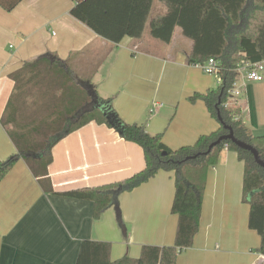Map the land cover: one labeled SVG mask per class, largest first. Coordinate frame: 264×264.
Returning <instances> with one entry per match:
<instances>
[{
	"label": "crops",
	"instance_id": "obj_1",
	"mask_svg": "<svg viewBox=\"0 0 264 264\" xmlns=\"http://www.w3.org/2000/svg\"><path fill=\"white\" fill-rule=\"evenodd\" d=\"M74 6L71 0H23L12 12L0 7L1 160L17 154L2 125L14 88L10 75L41 57L63 61L72 57L81 76H89L96 86L93 107L142 124L152 135L161 134L172 150L193 145L200 136L219 129L204 102L189 100L206 92L200 84L202 69L188 64L192 43L182 37L175 41L177 29L164 49L149 34L151 21L167 14L165 3L153 2L142 38L127 37L119 44L72 17ZM261 83L246 82L241 96L246 100V109L241 101L244 123L256 136H264ZM52 154L49 178L54 193L44 191L22 158L0 181V264H76L87 240L111 243L112 260L137 258L146 245L174 244L178 223L171 213L174 172L159 171L130 192L113 191V204L99 220L94 218L93 201L61 194L116 183L141 171L146 163L139 145L108 125L92 122L67 135ZM243 177L244 163L226 149L208 173L194 245L179 253L176 264H264V256L257 252L261 237L248 224L250 205L243 201Z\"/></svg>",
	"mask_w": 264,
	"mask_h": 264
},
{
	"label": "trees",
	"instance_id": "obj_2",
	"mask_svg": "<svg viewBox=\"0 0 264 264\" xmlns=\"http://www.w3.org/2000/svg\"><path fill=\"white\" fill-rule=\"evenodd\" d=\"M23 0H0V7L12 12ZM71 15L101 38L119 44L125 38L144 35L154 1L166 4L168 12L154 18L150 36L170 44L177 29L192 43L188 64L198 66L209 59L220 63V86L195 93L192 103L202 101L219 129L202 135L193 144L172 150L161 134H150L144 125L127 123L115 112L93 107L96 86L82 77L68 60L41 57L27 61L10 75L14 88L8 100L2 125L17 154L0 159V181L15 163L24 159L45 192L54 193L49 178L53 148L67 135L89 123L108 125L144 152L145 167L122 181L101 187H84L61 193L79 200L93 201L94 218L101 219L113 204V191L130 192L156 176L159 171L174 172L175 197L171 213L178 218L175 242L168 246L146 245L137 258L112 260L109 242L83 241L76 264H176L179 253L194 245L200 230L202 206L208 173L228 149L244 163L243 201L250 205L249 228L261 237L257 252L264 256V168L254 156L223 140L212 151L210 145L230 133L254 147L264 160V136H256L244 123L241 99L232 95L240 79L237 69L245 62L264 61V0H71ZM98 99V97H97ZM111 117V118H110ZM201 154L198 158L192 157Z\"/></svg>",
	"mask_w": 264,
	"mask_h": 264
},
{
	"label": "built area",
	"instance_id": "obj_3",
	"mask_svg": "<svg viewBox=\"0 0 264 264\" xmlns=\"http://www.w3.org/2000/svg\"><path fill=\"white\" fill-rule=\"evenodd\" d=\"M206 74L217 75L220 72V63L215 59H209L205 64L198 65ZM240 79L235 83L232 95L240 97L243 95V87L246 82H264V61L257 63L245 62L238 69ZM241 81V82H240Z\"/></svg>",
	"mask_w": 264,
	"mask_h": 264
},
{
	"label": "water",
	"instance_id": "obj_4",
	"mask_svg": "<svg viewBox=\"0 0 264 264\" xmlns=\"http://www.w3.org/2000/svg\"><path fill=\"white\" fill-rule=\"evenodd\" d=\"M93 101H95V96L93 97ZM111 118V117H110ZM227 129H229L230 133L228 135H225V136H222L220 137L216 142L212 143L208 149V151L206 153H204L203 155H207L209 154L212 149L216 146H218L223 140H231L237 147L243 149V150H246V151H249L253 156H254V159H255V162L262 168H264V160L261 158L259 152L254 148L252 147L251 145L249 144H246L242 141H239L235 138L234 136V132L232 131V129L230 127H226ZM201 154H198L194 157H192L193 159H196L200 156Z\"/></svg>",
	"mask_w": 264,
	"mask_h": 264
},
{
	"label": "rangeland",
	"instance_id": "obj_5",
	"mask_svg": "<svg viewBox=\"0 0 264 264\" xmlns=\"http://www.w3.org/2000/svg\"><path fill=\"white\" fill-rule=\"evenodd\" d=\"M179 37H182V39H184V41H186L187 43H191L189 39L185 38L183 35H182V32L179 30V32L177 34H175V38L174 40L177 41V38ZM160 44L162 45V47L164 49H167V46L166 44H163L160 42ZM79 71V70H78ZM200 84L201 86L204 87V90L207 91L208 88H218V77L217 75H214V74H206L204 73L202 70H200ZM81 73V71H80ZM82 74V73H81ZM241 82V81H240ZM261 84H263V87H264V82H262ZM194 95V94H193ZM240 98V97H238ZM241 101L243 102V105H244V108L246 107V100H243V98L241 97L240 98ZM246 109V108H245ZM245 112H247V114L250 112L249 110H245ZM245 114V113H244ZM248 116H251V115H248ZM244 118L248 121V117L245 115ZM251 125V124H249Z\"/></svg>",
	"mask_w": 264,
	"mask_h": 264
}]
</instances>
